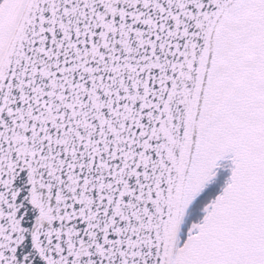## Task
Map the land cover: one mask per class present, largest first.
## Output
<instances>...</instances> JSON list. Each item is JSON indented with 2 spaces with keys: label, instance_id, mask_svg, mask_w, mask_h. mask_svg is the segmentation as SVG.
Here are the masks:
<instances>
[{
  "label": "snow or ice",
  "instance_id": "obj_1",
  "mask_svg": "<svg viewBox=\"0 0 264 264\" xmlns=\"http://www.w3.org/2000/svg\"><path fill=\"white\" fill-rule=\"evenodd\" d=\"M0 264H264V0H0Z\"/></svg>",
  "mask_w": 264,
  "mask_h": 264
}]
</instances>
